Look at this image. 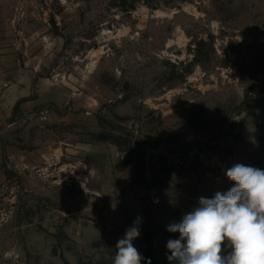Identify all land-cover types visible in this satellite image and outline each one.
<instances>
[{
    "label": "rangeland",
    "instance_id": "rangeland-1",
    "mask_svg": "<svg viewBox=\"0 0 264 264\" xmlns=\"http://www.w3.org/2000/svg\"><path fill=\"white\" fill-rule=\"evenodd\" d=\"M264 170V0H0V264H113ZM230 249H225V255Z\"/></svg>",
    "mask_w": 264,
    "mask_h": 264
},
{
    "label": "clouds",
    "instance_id": "clouds-1",
    "mask_svg": "<svg viewBox=\"0 0 264 264\" xmlns=\"http://www.w3.org/2000/svg\"><path fill=\"white\" fill-rule=\"evenodd\" d=\"M226 176L233 187L210 199L201 197L199 207L168 226L169 232L179 233V239L167 243L169 261L264 264V170L238 163ZM139 224L138 217L118 240L113 264H141L144 258L133 245Z\"/></svg>",
    "mask_w": 264,
    "mask_h": 264
}]
</instances>
